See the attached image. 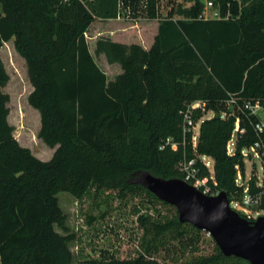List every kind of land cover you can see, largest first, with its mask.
Returning a JSON list of instances; mask_svg holds the SVG:
<instances>
[{"label": "trees", "instance_id": "obj_1", "mask_svg": "<svg viewBox=\"0 0 264 264\" xmlns=\"http://www.w3.org/2000/svg\"><path fill=\"white\" fill-rule=\"evenodd\" d=\"M170 2L162 17L159 0H0V49L12 39L23 58L38 137L54 148L41 160L13 136L0 57V264H72L69 243L77 237L57 195L81 200L92 190L144 196L152 213L135 208L142 234L128 257L103 251L75 264H166L160 252L167 259L178 250L190 255L171 257L177 264H249L214 242L211 253L201 252L204 231L179 222L175 207L139 178H182L177 163L191 158L208 175L198 160L204 155L212 186L229 200L241 196V149L258 138V117L243 103L264 108V0H214L229 17L206 20L198 17L201 0ZM121 5L131 19L118 18ZM230 99L233 111L222 118ZM197 100L214 115L200 119L193 145L182 113Z\"/></svg>", "mask_w": 264, "mask_h": 264}, {"label": "rangeland", "instance_id": "obj_2", "mask_svg": "<svg viewBox=\"0 0 264 264\" xmlns=\"http://www.w3.org/2000/svg\"><path fill=\"white\" fill-rule=\"evenodd\" d=\"M173 4L170 0H159L160 15L165 16ZM183 5L187 6L188 4L184 3ZM140 10L138 7L136 12ZM120 13L124 20H129L132 14L122 5ZM0 57L8 74V81L2 90L9 96L8 122L13 127V136L20 145L28 147L36 157L48 160L51 158L54 148L47 146L38 137L39 114L27 102V96L32 90V86L28 79L26 64L15 51L12 39L3 43ZM98 62L101 63V60ZM226 108L227 113L233 111L232 106L229 107L228 104ZM256 113L260 118H263L261 109L256 108ZM211 116L213 115L210 113L205 115V117ZM194 135L195 137L198 135V125L194 128ZM192 139L194 141V138ZM255 162L258 165V161L255 160ZM244 167L245 180H247L253 167L249 158L244 159ZM210 170L212 172V168ZM237 178L239 181L241 180L240 175ZM57 197L60 208L67 215L66 224L69 230L76 233L77 240L69 243L74 259L98 258L103 251L119 258L128 257L139 246L142 234V230L137 224V215L134 213L135 208L141 206V213H145L146 210H148L147 213H152V210L148 209V203L144 196L120 197L115 192L92 190L81 200L75 199L66 192H59ZM157 209L159 212L165 213V209L160 205H157ZM56 230L60 231L58 227ZM213 242L211 237L203 234L199 244L200 251L204 254L211 253ZM170 245H176V241H171ZM163 253V251L160 252L158 259L166 264H177L170 260L173 256L177 257L179 262H183L190 255V252L182 254L178 250L176 254H170L167 259H162Z\"/></svg>", "mask_w": 264, "mask_h": 264}, {"label": "water", "instance_id": "obj_3", "mask_svg": "<svg viewBox=\"0 0 264 264\" xmlns=\"http://www.w3.org/2000/svg\"><path fill=\"white\" fill-rule=\"evenodd\" d=\"M139 182L160 201L174 206L179 222L208 232L224 256L264 264V216L250 221L229 206L224 191L206 195L182 178L145 172Z\"/></svg>", "mask_w": 264, "mask_h": 264}, {"label": "built area", "instance_id": "obj_4", "mask_svg": "<svg viewBox=\"0 0 264 264\" xmlns=\"http://www.w3.org/2000/svg\"><path fill=\"white\" fill-rule=\"evenodd\" d=\"M214 0H205L203 2V9L201 10L198 17L200 19H226L229 17V11L225 15H221L219 10L214 5ZM129 12V11H128ZM130 13V12H129ZM121 14V13H120ZM118 17H121L118 16ZM123 18V17H121ZM132 16H130V19ZM227 104L233 106L235 104L233 99H230ZM243 107L249 109L252 113L257 115L256 108L261 109L263 113V118L258 115V121L254 124V129L258 135V138L249 147H244L241 149V154L244 159L249 158L252 161V170L250 176L245 180V167L243 170L238 169L236 174V183L238 186H242V194L237 199L229 200V206L237 211L240 215H243L246 219L250 221L256 220L260 216H264V108L260 107L258 103L252 105L250 101H245ZM202 114L201 117L195 118L197 113ZM214 115V112L207 110L205 103L201 101H193L189 103L183 110V130L185 133H191L192 144L195 145L197 137L194 135V128L198 125L200 119L205 117L206 114ZM228 113L220 112V117H225ZM237 128L232 138H234V143L232 149L228 147L229 153L234 152V144L236 139ZM169 139H167V142ZM162 146H160L161 148ZM198 160L205 166L209 173L208 175L201 176L200 169L201 165L196 164V159H181L177 163V169L182 175V179L198 188L202 193L210 196H215L219 193L218 189H215L211 184L214 183L212 168V160L208 156L199 155ZM255 160L258 161V165ZM241 176L239 181L237 176ZM251 180L250 184L249 181ZM204 233L210 237V234L206 231Z\"/></svg>", "mask_w": 264, "mask_h": 264}, {"label": "bare ground", "instance_id": "obj_5", "mask_svg": "<svg viewBox=\"0 0 264 264\" xmlns=\"http://www.w3.org/2000/svg\"><path fill=\"white\" fill-rule=\"evenodd\" d=\"M234 138L231 140V148L233 147Z\"/></svg>", "mask_w": 264, "mask_h": 264}, {"label": "crops", "instance_id": "obj_6", "mask_svg": "<svg viewBox=\"0 0 264 264\" xmlns=\"http://www.w3.org/2000/svg\"><path fill=\"white\" fill-rule=\"evenodd\" d=\"M118 18H121V17H118ZM71 250V249H70ZM72 251V250H71ZM73 253V252H72ZM74 255V254H73ZM77 259H74L73 260V262H72V264H75V261H76Z\"/></svg>", "mask_w": 264, "mask_h": 264}]
</instances>
